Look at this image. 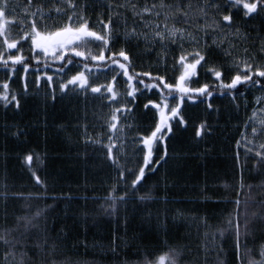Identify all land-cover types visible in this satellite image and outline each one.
I'll return each mask as SVG.
<instances>
[{"label":"trees","instance_id":"1","mask_svg":"<svg viewBox=\"0 0 264 264\" xmlns=\"http://www.w3.org/2000/svg\"><path fill=\"white\" fill-rule=\"evenodd\" d=\"M50 1L39 0L44 4L45 11L51 7L53 1ZM55 2L59 4V0ZM192 2L194 6H202L203 0ZM8 3L9 10L15 9L13 16H23L26 0H8ZM76 3L78 12L80 6H83L89 27L103 30L99 21L103 19L107 22L109 8L106 0H76ZM182 3H187V0H182ZM217 3L220 4L218 10L211 7L208 9L206 19L209 23L213 16L220 20V13L228 12L226 0H217ZM143 4L144 0H139L138 6L142 7ZM63 7L67 9V5ZM71 11L68 9L63 13L62 22L56 27L68 22L67 17ZM113 11L123 14L113 17V25L119 29L120 34L123 35L124 31V16L127 17L129 30L133 25L143 28L139 18L133 19L128 9ZM190 16L188 22L184 23V17L177 15L174 21H169V26L175 23L176 27L202 37L201 47L205 40L211 44L213 37L221 41L223 36H227L219 48L213 45L209 49L214 53L211 60L223 67L226 82H230V77L236 71L230 67L233 58H248L250 61L254 58L256 64L264 67V51L261 50L264 42V15L249 20L237 16L234 27L241 30L239 36L211 29L205 36L201 29L204 19L199 18L195 7L190 11ZM157 19L162 21L163 15ZM11 29L13 37L21 35L16 25H11ZM120 34L117 36L114 33L115 48L112 50L117 53L122 47L126 50L131 60L130 75H161L172 84L177 82L182 71L178 63L181 52H192L197 47L185 40L183 49L179 44H169L168 50L161 56L159 42L146 50L143 40L125 43ZM229 41L234 47L230 46ZM25 43L22 54L31 57L28 42ZM225 51H230L231 55H226ZM108 55L106 53V57ZM46 59L48 68H44V59H41L39 65L32 60L27 74L21 65L15 66V73L0 66V93L3 91L2 85L8 83L9 95H16L20 101L19 109L12 105L6 109L0 101V233L14 229L9 239H27V249L20 244L16 245L17 258L21 251L27 250L30 256L39 261L41 257L36 256L37 249L32 245L36 243L35 237L39 230L47 229L49 243L56 240L60 246L54 256H45L43 259L54 258L66 261L67 264H139L146 255L155 259L158 255L166 254L170 248L183 253L180 264H220L221 261L239 264L234 249V226L238 222L240 255L244 264L261 259L260 250L264 245V165L256 163L258 158L254 152L261 150L259 145L264 143V133L253 137L251 128L254 124L260 129V121L264 120V100L259 104L256 102V98L264 96V92L255 87L246 89V86L241 85L240 88L246 90L235 101L231 96L225 97L219 92H214L211 101L205 103L199 100L192 103L185 98L181 112L186 126H177L175 120L172 121L173 130L171 133L165 130L164 140L154 147L153 160L163 156L165 145L167 156L160 161L156 171L146 170L144 179L137 185L138 191H133L131 182L142 166L143 158L140 151L143 144L137 141L151 134L159 121L156 110L151 109L150 105L146 109L144 105L149 100L160 103L161 89L149 91L137 83V79L155 83L148 76L134 78L131 83L138 88V99L133 100L126 95L130 91L127 78L116 75V72H120L118 68L113 72L114 65L93 67L91 73H86L91 84L99 86L114 83L120 93L115 101L117 104L112 101L110 106L109 100L90 90L86 94L78 88L76 93H61L59 83L63 74L55 71L61 62L51 57ZM119 59L122 61V58ZM96 63L89 62V66ZM80 70H83L82 65ZM197 73L189 82L190 87L211 83V74L206 75V71L199 66ZM73 74H76L75 71L70 73ZM48 75L53 77L51 86L46 84ZM114 75L115 82L112 79ZM93 76L96 79L90 81ZM195 80H199L198 85L193 82ZM53 87L56 89L55 100L52 99ZM162 91L167 94V89ZM174 95L178 97L179 94ZM209 102L213 105L212 109L207 107ZM126 103L131 108L130 112L124 108ZM167 103L173 106L171 97ZM118 104L122 111L116 115L130 121L126 125L132 126L135 131L134 139L130 137L127 142L111 139L116 145L113 157L118 158L124 166V180L119 177L120 169L108 158L109 139L104 137L113 107ZM150 109L155 112L157 120L150 115ZM254 110L255 119L250 121ZM31 122L35 125H31ZM201 123H206L211 131L198 138L195 132ZM246 123L249 125L247 130ZM17 128L23 132H15ZM82 131L98 137L97 143H82ZM242 134L252 143L248 144ZM237 141L241 145L247 144L253 152L246 153L243 146L238 149ZM237 152L240 154L239 160ZM29 155L32 156L31 162L26 159ZM128 168L133 169V172H128ZM241 177L243 188L240 186ZM113 186L116 187L115 193L111 191ZM126 192L125 200H117L113 212L112 201L106 197L124 196ZM237 200L239 205L235 203ZM41 210H44L42 215L36 217V213ZM34 217L33 222L39 225V229L30 228L26 232L24 218ZM229 220H232V225L228 224ZM245 223L248 224L247 229ZM221 231L224 232L223 237ZM92 242L106 245L107 254L103 256L94 250L91 252L87 245ZM84 244H87L86 247ZM245 244L251 249L250 253ZM7 250V246L0 245V261Z\"/></svg>","mask_w":264,"mask_h":264},{"label":"snow or ice","instance_id":"2","mask_svg":"<svg viewBox=\"0 0 264 264\" xmlns=\"http://www.w3.org/2000/svg\"><path fill=\"white\" fill-rule=\"evenodd\" d=\"M96 2V0H93ZM109 8V16L107 22L101 19L99 22L103 25V34L93 31L89 28L88 19L83 14V6H80L79 12L77 11L78 5L76 0H59V4L53 0L51 7L45 11V6L42 2H34V0H26V5L23 6V16L15 17L13 13L15 9L9 10L8 0H0V38H2L3 47L0 48V66L10 69L13 73L16 72V65H21L23 71L27 74L29 71V63L34 60L37 65L41 63V59H44V68L49 67V63L46 58L51 57L56 61L61 62L60 66L56 68L57 74H63L61 76V81L59 83V90L61 93L66 92H77V88L82 90L85 94L90 90L91 93H99L103 99L110 101V106L112 101H116L118 95L120 94L112 84H101L99 86H94L89 82V77L86 73H91L93 67H111L113 72L118 68L120 72H116V75H123L127 78V87L130 89L126 93L127 96L133 98V100L138 99L137 91L138 88L133 86L131 81L134 78H139L140 76H148L150 80L155 81V83H145L143 79H137V83L144 85V88L151 91L152 89H161V102L156 103L149 100L144 107L146 109L151 106V109H155L159 116V121L156 123L155 128L151 131L150 135L143 136L137 143H142L143 148L140 151L143 153L142 166L138 168V172L134 174V179L131 182V188L133 191H138L137 185L141 184V181L146 175V170L149 172L156 171V167L159 166L161 160L167 156V146H164L163 156L159 157L157 160H153L154 147L164 140L165 130L171 133L173 130L172 121L175 120L177 126H186V121L183 118V113L181 112V107L186 102L191 101L196 103L199 100L200 103H205L206 101H211L214 92H219L220 95L228 97L231 96L233 101L237 99L238 96H243L246 89L259 88L264 92V67L256 64L255 59L251 61L248 58L241 60H236L233 58V62L230 67L234 68L235 74L230 77V82H226L225 71L222 66H217V62L212 61L211 58L214 55L209 49L215 45L217 48L223 42V39H227V36H223L221 41H218L215 37L212 39V43L208 44L205 40L202 47L200 46V41L202 37H197L192 32L187 31L183 28L176 27L175 23L169 26L170 20H175L176 16H183L184 23H187L191 18L190 11L195 7V12L199 13V18L204 19V25L201 26L204 35L208 34V30L219 31L222 34L227 33V35L239 36L241 30L238 27H234L235 18L237 16H242L245 20L255 19L257 16L264 15V0H226V6L228 12L226 14L220 13L221 19L217 20L213 16L211 23L208 22L206 17L208 16V9L214 8L219 9L220 4L217 0H203L202 6L193 4L192 0H187V3H182V0H144L142 7H139V0H106ZM67 5V9L63 7ZM126 8L132 13L133 19L139 18L143 28L137 29L135 25L129 27L127 25V17L124 16L122 23L124 24L123 37L125 43L129 41H140L143 40L146 50H150L149 46H155L159 42L161 47L160 55L163 56L168 50L169 44H179L181 49L184 48V41H190L197 45V47L192 52L182 51L179 56L178 63L182 69L181 74L175 84L166 82L165 78L161 75L152 76L151 73H135L134 75L129 74V68L131 66V60L126 50L122 47L117 52L112 49L115 48V34H120L119 29L113 25L114 16H122L123 14L119 11H113V9ZM68 9H71V14L68 15V22L60 27H48L47 21H56L59 19L62 13H66ZM55 12L56 16H52L49 13ZM163 15V20L160 21L159 18ZM195 15V13H193ZM12 16L13 19L8 17ZM77 17L75 22L73 18ZM145 17H151V19H145ZM40 21L43 26L37 23ZM161 24L163 27H161ZM11 25H16L19 29L21 35L19 37L12 36ZM145 29L147 31H145ZM28 42L29 50L31 51V57L23 55V51ZM92 42H98L97 47L100 49L98 53H94L89 45ZM230 46L231 42L229 41ZM111 44V47L109 45ZM19 45V47H18ZM15 50V51H13ZM261 50L264 51V42H262ZM247 52V49H245ZM106 53L109 55L106 57ZM226 55H231L230 51H225ZM191 56L192 59L189 61L188 57ZM67 57V59H66ZM74 57L80 58L79 60H74ZM122 58V61L121 59ZM89 62H97L91 67ZM256 64L255 68L253 65ZM81 65L83 70L81 69ZM71 66V67H69ZM198 66L206 71L207 74H211V83H204L202 86L190 87L189 82L192 81L193 77L198 75ZM38 71V69H34ZM75 71L76 74L70 75ZM116 75L112 77L113 82H115ZM195 84H199V80L193 81ZM46 84L51 86L53 84V77L51 75L47 76ZM241 85L246 86L245 88H240ZM71 86V87H70ZM37 87H39V82L37 81ZM105 91L102 92L101 89ZM2 93H0V101L3 102V107L8 108L12 105L16 109L20 108V101L16 95H9V85L4 83L2 85ZM162 89H167V94H165ZM25 92H27V84H25ZM56 89L53 87L52 99L55 100ZM178 93V97L174 95ZM110 94V95H109ZM171 97L173 101V106H169L167 101ZM203 97V99H200ZM264 100V96L256 98L257 104ZM246 104V101H245ZM207 107L212 109V103H207ZM239 108V104L236 105ZM124 108L130 112L131 108L128 107L127 103ZM122 111L120 106L113 107V113L111 116L112 121H118L116 113ZM255 119V110L253 116L249 118L250 121ZM131 126V125H129ZM260 129L253 124L251 128L252 136L255 137L259 134L264 133V120L260 121ZM109 127L111 129H116V123H110ZM249 127L248 123L245 124V129ZM210 129L206 123H201L195 132V136L202 138L205 135L210 134ZM15 134V133H14ZM242 138L247 140V136L242 134ZM247 143H252L251 140H247ZM244 147L246 153H252L253 149L247 147V144L241 145L240 141H237L236 147ZM116 145L109 139V144L107 145L108 158L112 160V163L116 165L119 171V177L124 180V166L120 164L118 158L113 157V148ZM259 149L254 152V155L258 158L256 163L259 165H264V143L259 145ZM146 150V151H145ZM237 160H239L240 154L236 153ZM27 161H32V156L26 157ZM128 172H133V169L128 168ZM39 178H37V183H39ZM241 188L244 187L243 177H241ZM111 191L116 192V187L113 186ZM127 196V192L124 196L113 195L111 197H106V199H111L112 211L116 210V201H124ZM145 199V197H141ZM239 205V200L235 201ZM44 210L38 211L36 217L42 215ZM21 219V218H18ZM25 219V231L27 232L30 228L39 229V225L34 223V218ZM229 225H232V220L228 221ZM248 224L245 223V228L247 229ZM11 231H14L11 230ZM11 231H5L0 233V245L7 246L9 250L5 251L3 260L0 264H67L66 261H57L56 259L46 260L43 259L45 256H54L59 248V244L56 240H52L49 243V236L47 229H40L38 235L35 237L36 243L32 245L37 249L36 256L41 257L39 261L34 259L29 255L28 251H21L19 257L17 258V253L15 251L16 245L20 244L23 248L27 249L29 245L27 244V239L21 240L17 237L9 239L11 236ZM247 234V233H246ZM23 235V234H22ZM224 232L221 231V237H223ZM234 249L236 253V260L239 264H244L241 258V242H240V225L237 222L234 226ZM245 248L250 253L251 249ZM47 249V251H45ZM221 251L223 247L221 246ZM181 251L176 249H169L166 254L158 255L155 259L149 258L147 255L144 257L139 264H180V257L182 256ZM9 257L12 259L9 260ZM259 261L250 260L249 264H264V245L261 246ZM220 264H226L225 261H221Z\"/></svg>","mask_w":264,"mask_h":264},{"label":"rangeland","instance_id":"3","mask_svg":"<svg viewBox=\"0 0 264 264\" xmlns=\"http://www.w3.org/2000/svg\"><path fill=\"white\" fill-rule=\"evenodd\" d=\"M53 1V0H52ZM47 2H49V3H51V1L50 0H47ZM50 15H52V16H56V13L53 11V12H51V13H49ZM62 15H63V13L60 15V17H59V19H57L55 22L54 21H52V20H48L46 23H47V26L48 27H56V25H59L61 22H62ZM9 18V17H8ZM75 20L76 19H73V21L75 22ZM37 23L38 24H40L41 26H43L42 24H41V22L40 21H37ZM91 30H93V31H96V32H98V33H100L99 31H100V28L99 27H96V28H92V27H89ZM145 31H147L146 29H145ZM13 51H15V50H13ZM49 58V57H48ZM192 58H188V60L190 61ZM94 77V76H93ZM95 80L96 78L94 77V78H90V81L91 80ZM103 89V88H102ZM103 92V91H102ZM120 121H122V118H121V120ZM117 124V128L116 129H114V131H112L113 133L112 134H107L106 136H104L105 137V139H112L113 141H117V142H121L122 140L124 141V142H127V140L129 139V137H127L128 136V134H126L125 133V131H123L122 130V124H121V122L118 124V123H116ZM18 129V131H15V132H17V133H20L21 132V129L20 128H17ZM141 133H143V131L141 130ZM129 135H131V134H129ZM147 135H150V134H147ZM146 135V136H147ZM101 137H103V136H101ZM86 245L87 244H84V246L86 247ZM87 248L92 252L93 250L94 251H96V252H98V253H102V252H106V251H108V247L106 246V245H104V244H96V243H94V242H92L91 244H88L87 245Z\"/></svg>","mask_w":264,"mask_h":264},{"label":"bare ground","instance_id":"4","mask_svg":"<svg viewBox=\"0 0 264 264\" xmlns=\"http://www.w3.org/2000/svg\"><path fill=\"white\" fill-rule=\"evenodd\" d=\"M142 27H137V29L139 30V29H141ZM101 34H103V30L102 29H100V31H99ZM122 34H120V36H121ZM117 36H119L118 34H117ZM123 36V35H122ZM124 38V37H123ZM97 43L98 42H92L90 45H89V47L91 48V50L93 51V52H96L97 50H99V48L96 46L97 45ZM18 47H19V45H18ZM188 58H192V57H188ZM103 91V90H102ZM113 103L116 105L117 104V102H115V101H113ZM119 106H120V104H118ZM113 113V112H112ZM149 113H150V115L152 116V118L153 119H155V120H157V116H156V114H155V112L153 111V110H149ZM117 114V113H116ZM111 116H112V114H111ZM118 117V116H117ZM121 120V118H118V121H112L111 120V118H110V121L108 122V125H107V127H106V130L104 131V135L106 134H112V131H114V129H111L110 127H109V124L110 123H120L121 122V124H122V130L123 131H125V133L126 134H128V136L127 137H131L132 139H134V137H133V135L135 134V131H134V128L131 126V127H128L126 124H129V122L130 121H128L127 119H123L122 118V121H120ZM31 125H35V124H33L32 122L30 123ZM23 128V127H22ZM21 132H23L22 130H21ZM81 134H83L82 135V139L80 138V140H82V143H84L85 145H91V144H96L97 143V139L96 138H98V137H96V136H94V135H90V134H85L83 131H82V133ZM129 134H131V135H129ZM105 135V136H106ZM77 136V135H76ZM129 137V138H130ZM101 137H99V139H100ZM96 243V242H95ZM96 244H100V243H96ZM102 245V244H101ZM98 253V252H97ZM98 254H100V255H103V256H105L106 254H107V251L106 252H102V253H98Z\"/></svg>","mask_w":264,"mask_h":264}]
</instances>
